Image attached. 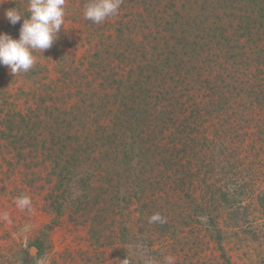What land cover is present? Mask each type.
Wrapping results in <instances>:
<instances>
[{"label":"rangeland","instance_id":"1","mask_svg":"<svg viewBox=\"0 0 264 264\" xmlns=\"http://www.w3.org/2000/svg\"><path fill=\"white\" fill-rule=\"evenodd\" d=\"M86 3L65 0L58 39L28 72L0 66V264H264V0H122L99 24ZM27 8L0 0V32L18 39ZM136 94L152 105L137 117ZM219 94L227 113L210 105ZM162 128L185 145L136 161L139 133ZM217 161L234 181L229 203ZM154 213L165 222L149 223Z\"/></svg>","mask_w":264,"mask_h":264},{"label":"clouds","instance_id":"2","mask_svg":"<svg viewBox=\"0 0 264 264\" xmlns=\"http://www.w3.org/2000/svg\"><path fill=\"white\" fill-rule=\"evenodd\" d=\"M122 0H88L84 6L83 16L86 20L99 24L118 14ZM65 0H28V17L24 19L19 29V38L0 32V66H7L11 73L28 72L35 64L34 52L50 49L58 39L61 26L65 23ZM20 11L16 8L5 12V18L15 26L20 22ZM19 207L30 204L27 196L17 198ZM164 223L160 213L149 217V223ZM174 257H165L166 264H173ZM120 264H130L128 257ZM145 264H154L151 257L145 259Z\"/></svg>","mask_w":264,"mask_h":264},{"label":"trees","instance_id":"3","mask_svg":"<svg viewBox=\"0 0 264 264\" xmlns=\"http://www.w3.org/2000/svg\"><path fill=\"white\" fill-rule=\"evenodd\" d=\"M258 8H259V14H260V16L262 15V14H264V6H262V5H259L258 6ZM223 19V18H222ZM226 26H229V24L227 23L226 24ZM209 36H212V32L210 31V35ZM212 37H214V38H210V40L208 41V42H210L214 47H216L215 45H216V43L218 42L219 44H220V46H221V42H220V37H217V36H212ZM257 62V61H256ZM258 63V66L259 65H261V64H263V63H261L260 61L259 62H257ZM139 70H141V69H138V68H136V75L138 76V77H140V85H142V86H145L144 85V82H146V81H143L142 79H141V76L143 75V74H145L144 72H142L141 71V73H139L138 71ZM140 88V87H139ZM161 89H163V87H160ZM164 90H167V89H164ZM164 93V92H163ZM163 93H161V94H163ZM137 94H138V92H137ZM136 94V117L137 116H139V115H141V114H143V113H147V111H150V109L152 108V105L151 104H149V103H146V105H144V102H142L141 100H143V98H140V97H138V95ZM224 99V97L222 96V95H218L217 96V98L216 99H213L212 98V100H211V102H210V105H212V106H217V104H219V107L221 108V110L222 111H225L226 113H227V109L228 108H226L227 106H230V104L229 103H227L228 105H226V106H223V103H221V101ZM156 108L157 107H155V112H154V118H160V116H162V117H165V116H169V115H167V113H166V111H170L167 107L165 108V110L166 111H164V110H162V111H160L159 112V114H157L156 113ZM261 109L264 111V107L262 106L261 107ZM147 110V111H146ZM173 112V111H172ZM183 112V109H182V106L181 105H179L178 103H176V109H175V112H174V114H181ZM171 118V116H169V119ZM207 118H211L212 120H213V122H214V124H216V121L217 120H220V118H218V117H215V116H210V117H206V119L205 120H208ZM220 122V121H219ZM165 126L166 125H163L162 127H164L165 128ZM164 128H162V129H158V130H160V132L158 131H156L155 129H152L153 131L151 132V134H141L142 133V131L139 133V135L136 137V144L139 142V144H141V146H140V149H137V150H139V151H143L142 152V154L140 153V152H138L137 154H136V161L138 160L139 162H141L142 160H145V161H147V162H150V163H153V162H157V161H161V160H163V161H166V155L165 154H161V156L159 157V159H158V157L156 156V155H154V154H152L153 153V151H154V149L156 148V147H161V146H163V145H167V146H169L170 148H169V153H172V157H173V155H174V153L176 152V151H179L180 149V146L182 145H185L184 143L183 144H181V142H182V140L183 139H181V141H177V140H175V141H173V143L170 145V142H167L168 141V138H167V140L166 139H164L165 138V136H166V131L167 130H165ZM219 134V133H218ZM250 135V133H247V134H245V133H242V138H243V140H242V148H244L245 147V145H246V143L247 142H245L244 141V139H246L247 138V136H249ZM167 136H169L170 138H172L173 136H171V135H167ZM164 137V138H163ZM190 138H192V135H190L189 136ZM221 137V133L219 134V136H218V138H220ZM137 138L139 139V141H137ZM174 138V137H173ZM206 140V139H205ZM207 140H209V139H207ZM215 140V143H214V145H212L213 143V141ZM210 145H208V144H206V150H204L203 152L208 156V158L210 159V158H214V153L215 152H219L218 151V148H217V145H216V142H217V140H216V137H214V139H211L210 141ZM173 146V147H172ZM230 144L228 145V142L227 141H224V145H223V148H221L220 149V151L221 152H224V162H227V158H226V156H227V153H230V151L232 150V149H230ZM216 148V149H215ZM144 152H146V153H144ZM178 154V153H177ZM177 154H175V156H177ZM205 154H204V156H205ZM151 156L153 157V158H151ZM174 156V157H175ZM150 158V159H149ZM155 159V160H154ZM205 159L206 160H208L207 159V157L205 156ZM154 160V161H153ZM216 166L218 167V168H220V171H219V174L221 175V177H214V179H215V182H216V180L217 179H219V178H221L219 181L222 183V193H223V195H224V198H223V200H224V202H227V203H229V202H231L232 200L230 199V196H231V193L230 192H232L233 191V187H232V185H233V182L234 181H232V175H229V174H227L226 172H225V167L226 166H224L223 168H222V165H221V163L219 162V161H217V163H216ZM146 169H144V170H140V171H138L137 172V176H136V184H139V182H140V184H142V179L144 178V177H146V176H148V178H150V175L151 174H153L154 172H153V170L152 171H150L149 169H147V167H145ZM222 168V169H221ZM160 170H161V172L164 170V168L163 167H160ZM165 171V170H164ZM242 172V171H241ZM241 172H239V173H237V175H235L236 176V178L241 174ZM223 173H225L226 175H224L223 176ZM162 175L164 174L163 172L161 173ZM72 176L75 178V181H78V174H77V172H76V169L75 170H73V173H72ZM223 176V177H222ZM238 184V183H237ZM243 184V183H242ZM242 184L240 185V186H242ZM236 185V184H235ZM224 186H225V189H224ZM193 191H195V192H198V195H195V197H196V199L198 200V199H200L201 197H202V195H204V198H205V196H206V194H205V192L203 191V189H202V187L200 186V185H198V183L193 187V189H192ZM196 194V193H195ZM211 197H213L212 195H210V198ZM220 199V198H219ZM206 202H208V198L205 200V203Z\"/></svg>","mask_w":264,"mask_h":264},{"label":"water","instance_id":"4","mask_svg":"<svg viewBox=\"0 0 264 264\" xmlns=\"http://www.w3.org/2000/svg\"><path fill=\"white\" fill-rule=\"evenodd\" d=\"M33 250H36V249H33Z\"/></svg>","mask_w":264,"mask_h":264}]
</instances>
